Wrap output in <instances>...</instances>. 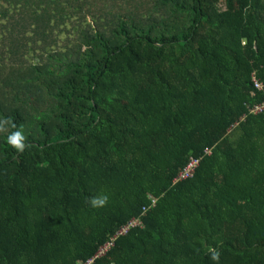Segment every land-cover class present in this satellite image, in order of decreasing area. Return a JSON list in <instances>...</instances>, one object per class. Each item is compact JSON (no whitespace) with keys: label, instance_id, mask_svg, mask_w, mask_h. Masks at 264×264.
Masks as SVG:
<instances>
[{"label":"trees","instance_id":"16d2710c","mask_svg":"<svg viewBox=\"0 0 264 264\" xmlns=\"http://www.w3.org/2000/svg\"><path fill=\"white\" fill-rule=\"evenodd\" d=\"M263 90L264 0H0V264H264Z\"/></svg>","mask_w":264,"mask_h":264},{"label":"clouds","instance_id":"9594fccd","mask_svg":"<svg viewBox=\"0 0 264 264\" xmlns=\"http://www.w3.org/2000/svg\"><path fill=\"white\" fill-rule=\"evenodd\" d=\"M9 121L0 120V132H3L7 129ZM15 127V125H13ZM7 143L15 149L18 153H23L26 148L29 147L27 139L23 134L22 129L17 128V130L11 132L7 136ZM109 197L107 195H99L90 198L89 203L93 208H102L105 207L108 203ZM210 257L216 264H219L220 260V251L217 248L209 249Z\"/></svg>","mask_w":264,"mask_h":264},{"label":"built area","instance_id":"2783aa9c","mask_svg":"<svg viewBox=\"0 0 264 264\" xmlns=\"http://www.w3.org/2000/svg\"><path fill=\"white\" fill-rule=\"evenodd\" d=\"M252 82H253V86L257 90H261V85L256 80V77H252ZM261 111H264V90L262 92V99L260 100V102L258 104H256V105H254L250 109V112H256L257 113V112H261ZM198 163H199V158L198 157H191L188 160L187 165L184 168L180 169V171H179V173H178V175L176 177V180L192 176V174H193L195 168L197 167ZM139 224H140V222H138L137 220H130L125 226H123L117 232V235L118 234H124V233H126L129 230V228L135 227V226H137ZM112 244H113L112 242L106 244L103 248H101V250H100V252L98 254H101V253L106 252L107 250H109L110 247L112 246Z\"/></svg>","mask_w":264,"mask_h":264},{"label":"bare ground","instance_id":"6f19581e","mask_svg":"<svg viewBox=\"0 0 264 264\" xmlns=\"http://www.w3.org/2000/svg\"><path fill=\"white\" fill-rule=\"evenodd\" d=\"M141 219V218H140Z\"/></svg>","mask_w":264,"mask_h":264}]
</instances>
